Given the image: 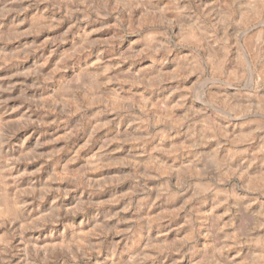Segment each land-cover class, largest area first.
Segmentation results:
<instances>
[{
    "label": "clouds",
    "instance_id": "1",
    "mask_svg": "<svg viewBox=\"0 0 264 264\" xmlns=\"http://www.w3.org/2000/svg\"><path fill=\"white\" fill-rule=\"evenodd\" d=\"M0 264H264V0H0Z\"/></svg>",
    "mask_w": 264,
    "mask_h": 264
},
{
    "label": "rangeland",
    "instance_id": "2",
    "mask_svg": "<svg viewBox=\"0 0 264 264\" xmlns=\"http://www.w3.org/2000/svg\"><path fill=\"white\" fill-rule=\"evenodd\" d=\"M56 58L55 57H53V60H55ZM31 60V58H29V61ZM29 61H25V63H27V62H29ZM49 63H51V61L49 62ZM101 133H98V135H100ZM75 139H78V137L77 138H74V140ZM71 143L72 142H69V147H71ZM88 149H85V151H87ZM67 149L65 150V152H63V153H61V155H60V157H58V159L59 158H63L65 155H66V153H67ZM81 155H83V152H81Z\"/></svg>",
    "mask_w": 264,
    "mask_h": 264
}]
</instances>
